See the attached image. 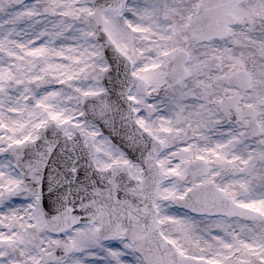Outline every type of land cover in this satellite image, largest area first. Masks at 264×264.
Masks as SVG:
<instances>
[{
  "label": "snow or ice",
  "instance_id": "1",
  "mask_svg": "<svg viewBox=\"0 0 264 264\" xmlns=\"http://www.w3.org/2000/svg\"><path fill=\"white\" fill-rule=\"evenodd\" d=\"M0 264H264V0H0Z\"/></svg>",
  "mask_w": 264,
  "mask_h": 264
}]
</instances>
